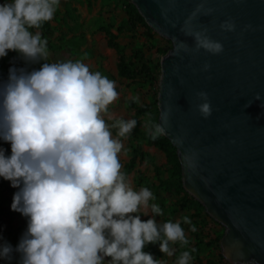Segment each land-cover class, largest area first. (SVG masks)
Here are the masks:
<instances>
[{
  "label": "clouds",
  "instance_id": "clouds-1",
  "mask_svg": "<svg viewBox=\"0 0 264 264\" xmlns=\"http://www.w3.org/2000/svg\"><path fill=\"white\" fill-rule=\"evenodd\" d=\"M202 0L184 21L181 31L194 40V48L175 42L173 55L204 51L217 55L223 45L212 40L206 27L194 26L198 14H211ZM61 0H5L0 4V57L8 50L18 52L26 64L44 61L38 69H9L7 81H0V140L10 143L11 155L0 148V177L19 189L11 209L27 218V229L13 249L0 245V259L19 264H165L144 252L146 244L159 242L160 252L173 257L176 249L189 245L182 224L197 229L188 216L160 225L154 218L141 221L150 212L162 216L148 187L134 190L122 171L120 154L127 156L123 139L137 125L136 119L117 118L109 105L119 99L116 83L84 63L87 54L75 61L48 63V41L40 29L54 19ZM166 15V14H165ZM175 27V25H173ZM235 23L220 24L223 31H235ZM246 29L250 25L245 26ZM210 65L205 64L207 71ZM197 105L208 118L212 108L205 92ZM260 99L259 94L255 97ZM130 100L139 103L138 96ZM251 102H249L250 105ZM249 105H245L248 107ZM171 108L160 111V123L151 117L143 128L155 141L166 136ZM107 120L113 121L111 124ZM112 129H116L115 137ZM177 144L182 141L177 138ZM193 167L191 157H183ZM137 214V215H130ZM191 251H181L174 264H191Z\"/></svg>",
  "mask_w": 264,
  "mask_h": 264
},
{
  "label": "water",
  "instance_id": "water-1",
  "mask_svg": "<svg viewBox=\"0 0 264 264\" xmlns=\"http://www.w3.org/2000/svg\"><path fill=\"white\" fill-rule=\"evenodd\" d=\"M131 2L173 46L161 61L158 123L170 107L165 137L177 150L186 192L225 228L221 251L228 262L264 264V0H206L204 8L213 11L201 12L193 24L223 45L217 55L203 49L172 54L177 41L194 48L181 28L202 0ZM226 20L235 31L220 28ZM198 92L208 95V118L197 109Z\"/></svg>",
  "mask_w": 264,
  "mask_h": 264
},
{
  "label": "trees",
  "instance_id": "trees-1",
  "mask_svg": "<svg viewBox=\"0 0 264 264\" xmlns=\"http://www.w3.org/2000/svg\"><path fill=\"white\" fill-rule=\"evenodd\" d=\"M119 1L124 6L127 21L125 23L117 25V22L112 20L111 23L105 24L104 22L102 23L101 15L99 18L100 20H98L100 25L98 26L97 31L103 32L107 35L108 46L115 49L118 53V77L131 81L132 83H137L145 88L152 87L155 83L160 82L162 73L161 62L156 63L154 62V60L147 58L149 43L153 40L156 32H154L152 28L149 27V25L146 23L145 19L140 14L136 6L131 2V0ZM2 3H4V1L0 0V4ZM114 29H116L118 34L113 33ZM30 31H32L33 33L39 31L41 33L42 39H46L48 41L47 47L50 49H56V45L51 42L55 36V30L52 27V20L44 22L40 29H30ZM121 38H128L134 42V47L130 53H128L127 46L122 45L119 42ZM142 39H145V41L142 42ZM76 48L78 50L80 49L78 45L75 46V44L71 42L68 50L73 52ZM154 49L155 48H150V51H153ZM10 51L13 54L15 62L12 65L5 66L7 77L9 76V69L12 67H25L29 71L38 69L37 63L26 64L18 52L13 50ZM160 51L164 52L163 50ZM158 94L159 90L154 101L150 103L147 102L140 105L139 103H135L133 101L128 102V108L132 112H134L136 119L140 117L146 119L150 116L155 123H158ZM134 132L138 134L136 128ZM142 141L145 142L146 145L155 147L166 154L168 161L167 168L159 167L158 165H156L152 157L148 153H145L142 150L141 146L138 145L134 148L131 155V160L124 166L123 172L126 173L127 176H129L132 172L136 171V183L138 187H148L151 191L162 190L170 197L175 196L178 198V202L180 203L181 208L183 210H187L188 213H192V218L194 219L192 224L195 225L197 230L195 232H191L189 230L190 225L182 224L181 226L195 240H189V245L183 249L180 248L179 244L172 245L171 247L176 249V258L179 256L181 251H191L189 250L190 247H192V249L195 248V252H192L193 260L191 264H204V259L200 257L199 246L204 245L207 249H214L215 247L221 251V241L223 238V235H217L215 238H213L211 234H207L205 232L207 229L206 227L209 222H213L217 225L220 224L207 214L204 206L200 202H198L195 198H193L189 193L186 192L183 186L181 164L178 159L177 150L171 144V142L165 136H161L153 141L147 134L142 138ZM0 148H3L5 150L6 156L11 155V145L9 143L0 140ZM145 162L153 166L156 182L148 181L145 177V174L137 170L138 166ZM166 175L168 176L167 178ZM9 183L10 181H6L2 177H0V186L4 187V190L7 192L4 202H2V204L0 205V232L4 229L8 230V232H13V223L15 219L22 216L19 212L13 211L11 209L13 195L19 189L10 187L8 185ZM164 204V199L160 200V207L163 210L165 209ZM167 221L172 220L164 219V222ZM26 229L27 225H24L19 230L16 246L18 245L19 240ZM143 251L150 253L154 259L162 260L165 257V254L160 252L159 242L155 244H146L143 248ZM19 262L20 254L16 253L11 261L7 260L6 264H19ZM227 263V260L224 258L221 252L218 253V256H216V258H212L207 261V264Z\"/></svg>",
  "mask_w": 264,
  "mask_h": 264
},
{
  "label": "crops",
  "instance_id": "crops-1",
  "mask_svg": "<svg viewBox=\"0 0 264 264\" xmlns=\"http://www.w3.org/2000/svg\"><path fill=\"white\" fill-rule=\"evenodd\" d=\"M59 9L60 11L57 14L56 20L62 25L59 26V28H56L54 25L55 13L54 19L52 20V27L55 30V36L51 42L56 45V49L48 48L50 55L47 62L53 63L69 59L75 61L76 59L84 57L85 52V54H87V59L84 60V63L89 64L92 71H99L102 75L116 83V90L120 95L118 100L109 105V112L117 118H124L126 120L136 119L134 112L128 108V102L131 101L130 97L138 96L140 105L146 103L142 98V94L145 93L143 86L118 77V53L115 49L108 46L107 35L103 32L97 31V28L100 25L98 20H100L99 18L101 15L102 21L105 24L111 23L112 20L116 21L117 25H120V23L122 24L121 21L119 22L121 19L119 14L122 12L124 18H127L123 4L119 0H67L64 7L62 8L59 6ZM113 33L118 34L116 29L113 30ZM71 42L75 44V46L78 45L80 49L78 50L76 48L73 52L69 51L68 49ZM1 59L6 65H12L15 62L10 50H8L6 56L0 57V61ZM42 63H44V61L37 63L38 68ZM105 119L109 124L113 122L107 120V117H105ZM136 120L137 125L135 128L137 129L138 134L134 132V128L127 139H123L122 141L128 153L127 156H124L123 153L120 154V160L123 165L122 171L124 166L130 162L132 152L138 145L141 146L145 153H148L152 157L156 165L167 168L168 161L166 154L155 147L146 145V143L142 141V138L147 134L143 130L145 118L140 117ZM111 131L115 137L117 130L112 129ZM137 170L144 173L148 181L156 182L152 165L145 162L140 164ZM167 177L168 176L166 175V178ZM128 178L130 179L134 190L139 191L141 187H138L136 183V171L132 172ZM152 192L156 199L150 201V203H156L161 206L160 200H162L163 197L166 198L164 192L162 190H153ZM162 211V216H154L150 210L148 215H145L143 212L137 214L140 215L141 221H147L150 218H154L156 221L162 220V223H164V219L171 220L170 218L168 219L166 211L163 209ZM110 258L106 257L104 264H107V262L111 260ZM175 260L176 257L174 256L172 261L173 264ZM208 260L209 259L203 260V263L207 264ZM162 261H165V263L168 262L166 256Z\"/></svg>",
  "mask_w": 264,
  "mask_h": 264
},
{
  "label": "rangeland",
  "instance_id": "rangeland-1",
  "mask_svg": "<svg viewBox=\"0 0 264 264\" xmlns=\"http://www.w3.org/2000/svg\"><path fill=\"white\" fill-rule=\"evenodd\" d=\"M66 1L67 0H61L60 7L63 8ZM4 2H5V0H4ZM59 11H60V9L58 8L56 11V15H55L54 25L56 26V28H59V26L62 25L60 22H58V20H56L57 14ZM121 13L119 14L121 16L120 17L121 19L119 20V22L121 21L122 23H125L127 21V18H124L123 13L122 14ZM112 19H114V18H112ZM102 23H103V21H102ZM142 32H143V30H142ZM144 41H145V39H142V42H144ZM119 42L122 45L127 46L128 53H130L134 47V42L128 38H121L119 40ZM94 46H95V44H94ZM172 47H173L172 43L169 40H166L165 38H163L160 35H158L157 33H155L153 40L149 43V47H148L149 51L147 52V58L154 60V62H156V63L161 62L162 59L170 52ZM150 48H155V49L153 51H150ZM160 50H163L164 52H161ZM104 58H105V56H104ZM6 63H7V61H6ZM5 66H6V64L3 63L2 59H1V61H0V81H7L6 79L8 77L6 76ZM159 88H160V82L155 83L152 87H147V88L143 87L144 92H145L144 94H142L143 100L146 101V103L147 102L150 103V102L154 101V99L157 96ZM143 130H144V128H143ZM144 132H145V130H144ZM8 185L11 187L10 183ZM6 194H7V192L4 190V187L0 186V205L2 204V202H4ZM164 195L166 196V198L163 197L164 203H165L164 204V206H165L164 210L166 211V213L168 215V219L170 218L171 220L175 221L177 219H181L183 216H188L192 222L194 221V219L192 218V213L191 212L188 213L187 210H183L181 208V205L178 202L177 197H175V196L170 197L168 194H165V193H164ZM156 222H157V224H161L162 220L156 221ZM24 225H27V218L24 216L17 217L13 223V227H14L13 232H8V230H6V229H4L3 231L0 232V245L5 244V243L11 244L13 249H15L19 230ZM206 228L207 229L205 232L207 234H211L213 236V238H215L217 235H223L224 236L225 228L220 226V225H217L213 222H209ZM185 233H186L189 240H191V239H192L191 241L195 240L194 238H192L189 235L188 232L185 231ZM199 247H200L199 248L200 257L204 260L216 258V256H218V253H220V252L222 253V251H220L218 248H215V247H214V249H207L204 245L199 246ZM191 249H192V247L189 248V250H191ZM15 254H16V252H13L12 255L15 256ZM174 256L173 257L166 256L168 262L165 264H173L172 261H173ZM6 262H7V260L0 259V264H6ZM107 264H108V262H107ZM227 264H231V263L228 262Z\"/></svg>",
  "mask_w": 264,
  "mask_h": 264
}]
</instances>
